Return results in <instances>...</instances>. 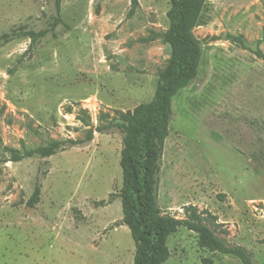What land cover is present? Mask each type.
I'll return each instance as SVG.
<instances>
[{"label":"rangeland","instance_id":"obj_1","mask_svg":"<svg viewBox=\"0 0 264 264\" xmlns=\"http://www.w3.org/2000/svg\"><path fill=\"white\" fill-rule=\"evenodd\" d=\"M0 0V264H133L124 223L122 133L97 127L150 106L178 53L164 33L171 0ZM48 30L36 41L27 34ZM187 29L197 76L173 97L151 216L208 225L264 264V0H195ZM36 186L41 192L31 202ZM161 264H244L180 227Z\"/></svg>","mask_w":264,"mask_h":264},{"label":"trees","instance_id":"obj_2","mask_svg":"<svg viewBox=\"0 0 264 264\" xmlns=\"http://www.w3.org/2000/svg\"><path fill=\"white\" fill-rule=\"evenodd\" d=\"M194 1L171 0L167 12L169 27L164 37L177 44L178 53L172 57L168 72L162 75L151 105L141 104L134 114L122 113L120 120L96 129L103 133L111 128H118L122 133L120 165L124 178L119 196L123 205L124 223L130 228L136 246L133 264H161L166 261L170 255L168 238L180 227L197 232L202 247L234 254L244 264H255L250 251L240 245L228 247L208 225L201 222V217H198L197 223H192L184 219H155L151 216V211L155 209L157 175L163 157L164 142L173 115L172 100L174 95L198 74L201 50L187 29L188 9ZM61 2L62 0H55L56 16L49 30L55 29L62 20ZM138 5L139 0H132L128 15H133ZM47 32V29L40 32L30 30L27 34L36 41ZM14 36V33H3L0 40L7 42ZM93 134L94 129H91L85 140H53L36 148L16 149L4 146V150L9 152V157H0V162H17L34 155L49 157L67 144L91 141ZM40 192V186H36L31 202L38 201Z\"/></svg>","mask_w":264,"mask_h":264}]
</instances>
